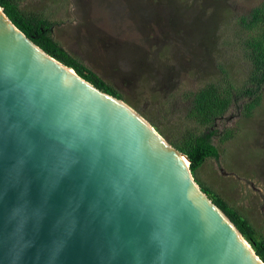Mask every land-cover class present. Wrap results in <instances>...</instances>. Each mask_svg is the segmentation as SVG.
Returning a JSON list of instances; mask_svg holds the SVG:
<instances>
[{
    "label": "water",
    "instance_id": "95a60500",
    "mask_svg": "<svg viewBox=\"0 0 264 264\" xmlns=\"http://www.w3.org/2000/svg\"><path fill=\"white\" fill-rule=\"evenodd\" d=\"M190 164L0 5V264H264Z\"/></svg>",
    "mask_w": 264,
    "mask_h": 264
},
{
    "label": "rangeland",
    "instance_id": "374dc122",
    "mask_svg": "<svg viewBox=\"0 0 264 264\" xmlns=\"http://www.w3.org/2000/svg\"><path fill=\"white\" fill-rule=\"evenodd\" d=\"M264 0H22L25 10L58 22L55 37L114 85L169 141L194 124V93L215 83L242 85L250 62L241 17ZM220 159L197 178L249 217L264 236V98L245 118L232 107L218 120Z\"/></svg>",
    "mask_w": 264,
    "mask_h": 264
},
{
    "label": "trees",
    "instance_id": "16d2710c",
    "mask_svg": "<svg viewBox=\"0 0 264 264\" xmlns=\"http://www.w3.org/2000/svg\"><path fill=\"white\" fill-rule=\"evenodd\" d=\"M21 2L22 0H0V5L15 25L45 51L74 68L79 75L99 89L123 99V95L114 85L73 55L55 37L57 21L39 12L25 10ZM241 23L248 31L243 40L245 55L250 62V71L245 82L238 86L230 83L226 87H220L209 83L201 87L194 93L188 110V119L194 127H188L179 138L170 143L190 158L191 170L203 191L227 214L264 261V236L249 217L196 177L199 168L209 158L220 159V149L214 138L219 136L225 141L234 137L237 131L235 128L220 131L217 127L218 120L232 107H240L241 114L250 118L264 98V1L255 6L248 15L241 17Z\"/></svg>",
    "mask_w": 264,
    "mask_h": 264
},
{
    "label": "bare ground",
    "instance_id": "6f19581e",
    "mask_svg": "<svg viewBox=\"0 0 264 264\" xmlns=\"http://www.w3.org/2000/svg\"><path fill=\"white\" fill-rule=\"evenodd\" d=\"M188 162V161H187Z\"/></svg>",
    "mask_w": 264,
    "mask_h": 264
}]
</instances>
